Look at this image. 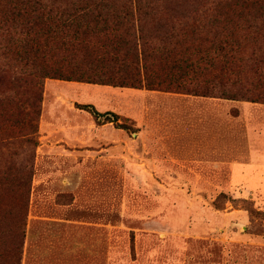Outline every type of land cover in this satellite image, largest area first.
I'll return each mask as SVG.
<instances>
[{
    "label": "rangeland",
    "instance_id": "374dc122",
    "mask_svg": "<svg viewBox=\"0 0 264 264\" xmlns=\"http://www.w3.org/2000/svg\"><path fill=\"white\" fill-rule=\"evenodd\" d=\"M1 88L20 264H264V104L42 78L35 118L27 81Z\"/></svg>",
    "mask_w": 264,
    "mask_h": 264
},
{
    "label": "trees",
    "instance_id": "16d2710c",
    "mask_svg": "<svg viewBox=\"0 0 264 264\" xmlns=\"http://www.w3.org/2000/svg\"><path fill=\"white\" fill-rule=\"evenodd\" d=\"M9 73L35 118L42 78L264 104V0H0L4 98ZM24 239L22 207L0 206V264L21 263Z\"/></svg>",
    "mask_w": 264,
    "mask_h": 264
}]
</instances>
